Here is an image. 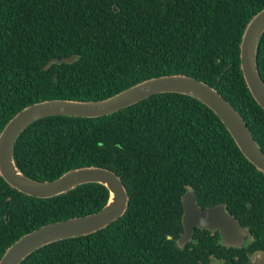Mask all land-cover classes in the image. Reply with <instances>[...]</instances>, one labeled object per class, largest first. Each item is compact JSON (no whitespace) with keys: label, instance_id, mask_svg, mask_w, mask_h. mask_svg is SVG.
I'll list each match as a JSON object with an SVG mask.
<instances>
[{"label":"trees","instance_id":"obj_1","mask_svg":"<svg viewBox=\"0 0 264 264\" xmlns=\"http://www.w3.org/2000/svg\"><path fill=\"white\" fill-rule=\"evenodd\" d=\"M263 8L264 0H0V133L35 102L101 100L152 77L186 74L216 88L264 151V110L240 57L244 31ZM257 57L264 79V33ZM15 145V163L32 179L102 166L129 194L126 212L107 227L41 246L20 264H184L176 238L185 230L187 191L202 208L223 204L250 229L245 257L264 249V173L193 96L158 93L100 117L47 116ZM109 195L86 183L40 198L0 175V259L24 234L97 212Z\"/></svg>","mask_w":264,"mask_h":264},{"label":"water","instance_id":"obj_2","mask_svg":"<svg viewBox=\"0 0 264 264\" xmlns=\"http://www.w3.org/2000/svg\"><path fill=\"white\" fill-rule=\"evenodd\" d=\"M263 33L264 8L248 23L240 52L241 69L246 84L264 110V79L259 71L257 57L259 40ZM76 59L77 56L74 55L57 60L71 63ZM53 62L54 59L49 61L45 68ZM168 92L187 94L208 105L226 124L245 157L264 173V151L241 113L216 88L193 76L171 74L152 77L101 100L48 99L35 102L12 117L0 133V175L13 188L40 198L53 197L86 183L104 185L109 190L110 197L107 204L97 212L45 224L24 234L6 250L0 264H20L41 246L67 237L94 233L122 217L129 205V194L122 178L106 167L73 168L55 179L45 181L26 176L14 160L15 143L25 128L40 118L52 115L88 118L108 115L154 94ZM183 207L185 232L179 240L180 245L190 239L195 225L220 228L226 245L239 246L246 240L248 228L230 215L223 204L202 208L196 203L195 193L187 191L183 197ZM253 264H264V253L257 254Z\"/></svg>","mask_w":264,"mask_h":264},{"label":"flooded vegetation","instance_id":"obj_3","mask_svg":"<svg viewBox=\"0 0 264 264\" xmlns=\"http://www.w3.org/2000/svg\"><path fill=\"white\" fill-rule=\"evenodd\" d=\"M198 206L200 205L198 204ZM245 227L248 228L247 226ZM184 232L185 230H183L179 237L176 238L178 244ZM241 239L244 240L243 238ZM245 239L246 240H244V242L242 241L243 244L239 246L226 245L224 243V236L220 228H207L195 225L192 229L190 239L182 244V248L186 250L184 264H253L254 258L257 256V254L264 253V249L256 251L254 254L249 253V256L245 257L242 247L246 246L249 248L250 242L253 240V236L249 228L247 232V238ZM205 242L215 243L212 246L213 249L207 248L204 250ZM221 245L225 246L226 248H223ZM215 248L216 251L214 252ZM226 258L230 260V263L226 262Z\"/></svg>","mask_w":264,"mask_h":264},{"label":"bare ground","instance_id":"obj_4","mask_svg":"<svg viewBox=\"0 0 264 264\" xmlns=\"http://www.w3.org/2000/svg\"><path fill=\"white\" fill-rule=\"evenodd\" d=\"M59 116V115H58ZM49 117V116H48ZM46 118V117H45ZM39 120V119H38ZM37 121V120H36ZM35 122V121H34ZM16 146V145H15ZM15 150V149H14ZM66 193V192H65ZM113 201V199L111 200V202ZM107 227V226H106ZM37 251V250H36Z\"/></svg>","mask_w":264,"mask_h":264}]
</instances>
